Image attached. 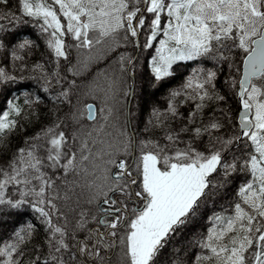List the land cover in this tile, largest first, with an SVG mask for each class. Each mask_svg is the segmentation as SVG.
<instances>
[{
    "label": "snow or ice",
    "instance_id": "snow-or-ice-1",
    "mask_svg": "<svg viewBox=\"0 0 264 264\" xmlns=\"http://www.w3.org/2000/svg\"><path fill=\"white\" fill-rule=\"evenodd\" d=\"M0 264H264V0H0Z\"/></svg>",
    "mask_w": 264,
    "mask_h": 264
},
{
    "label": "trees",
    "instance_id": "trees-1",
    "mask_svg": "<svg viewBox=\"0 0 264 264\" xmlns=\"http://www.w3.org/2000/svg\"><path fill=\"white\" fill-rule=\"evenodd\" d=\"M90 71L94 74L95 73V66H93V68ZM85 75L87 76L88 74L86 73ZM88 78L90 79L91 77L88 76ZM8 90L11 93L19 94V93H22L24 91H35V88H34L31 81L25 80V81H18L16 84L9 85ZM163 91H165V90H162L161 93L158 94L157 98H159V96L163 94ZM88 102H93V101L89 100ZM96 103H97V107H99V103L98 102H96Z\"/></svg>",
    "mask_w": 264,
    "mask_h": 264
}]
</instances>
